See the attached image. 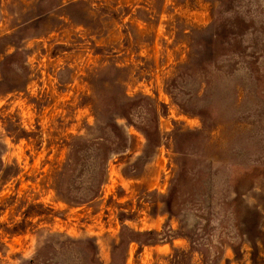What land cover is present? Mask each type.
I'll list each match as a JSON object with an SVG mask.
<instances>
[{
  "label": "rangeland",
  "instance_id": "374dc122",
  "mask_svg": "<svg viewBox=\"0 0 264 264\" xmlns=\"http://www.w3.org/2000/svg\"><path fill=\"white\" fill-rule=\"evenodd\" d=\"M0 264H264V0H0Z\"/></svg>",
  "mask_w": 264,
  "mask_h": 264
}]
</instances>
